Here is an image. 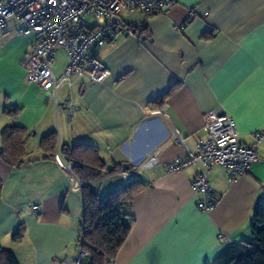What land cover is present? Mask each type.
Masks as SVG:
<instances>
[{"label": "crops", "instance_id": "0c3cea01", "mask_svg": "<svg viewBox=\"0 0 264 264\" xmlns=\"http://www.w3.org/2000/svg\"><path fill=\"white\" fill-rule=\"evenodd\" d=\"M32 46L33 36L20 34L15 19L0 31V132L14 123L27 134L22 165L0 159V244L19 264H61L76 254L82 194L60 151L78 144L94 146L104 163L106 174L89 182L99 196L126 185L121 170L142 182L115 264H208L250 238L253 209L264 203V0H176L154 14L122 13L114 39L98 51L107 69L102 82L77 80L56 100L26 79L23 59ZM65 63L56 66L54 58L53 72L61 74ZM68 97L72 116L64 108ZM6 106L18 109L13 122ZM158 107L163 115L152 113ZM208 111L232 118L241 143H255L257 132L261 139L258 160L234 181L221 165L211 168L207 181L218 201L204 212L191 187L195 166L170 169L184 154L171 127L191 149L206 135ZM53 132L51 154L41 140ZM153 155L156 163L146 165ZM20 224L24 234L12 240Z\"/></svg>", "mask_w": 264, "mask_h": 264}, {"label": "built area", "instance_id": "2783aa9c", "mask_svg": "<svg viewBox=\"0 0 264 264\" xmlns=\"http://www.w3.org/2000/svg\"><path fill=\"white\" fill-rule=\"evenodd\" d=\"M176 3V0H0V31L15 19L19 33L33 36V46L25 54L23 65L28 82L49 91L56 100L59 90L70 87L75 81L101 83L107 69L98 59L100 48L111 42L116 34L121 14L138 9L145 14L162 12ZM190 17L194 16L191 11ZM62 49L66 63L61 74L52 70L55 53ZM69 116L76 107L70 98L64 104ZM153 114L163 115L158 107ZM204 137L196 140L193 148L185 146L180 131L171 127L172 138L184 146V154L170 166L172 170L194 165L196 174L191 187L201 194L198 207L210 211L218 201L208 185V175L214 165H221L229 181L244 175L250 165L258 160L256 143L261 139L255 133V143L245 145L238 140L235 123L226 114L208 111L204 114ZM56 161L63 166L58 154ZM156 163L155 155L150 156L146 165ZM73 163L66 167L71 169ZM120 176L129 183L136 173L121 170ZM73 187L80 188L74 177ZM33 212L39 206L32 205ZM219 237H223L220 234ZM84 228L78 233L76 254L61 261V264H89L88 252L83 248ZM103 264H115L113 258H105Z\"/></svg>", "mask_w": 264, "mask_h": 264}, {"label": "trees", "instance_id": "16d2710c", "mask_svg": "<svg viewBox=\"0 0 264 264\" xmlns=\"http://www.w3.org/2000/svg\"><path fill=\"white\" fill-rule=\"evenodd\" d=\"M162 100L159 105L163 104ZM17 113V107H5L4 115L12 122ZM26 140L27 134L20 126L14 123L4 126L0 132L1 161L14 167L22 165L26 160ZM56 144L54 132L41 140L42 149L51 154ZM60 154L67 164L73 163L71 171L81 186L83 248L89 254L86 260L89 264H103L105 258H114L130 231L132 214L128 206L133 195L142 188V182L133 180L122 188L99 196L89 184L106 174L104 163L99 159L95 147L90 144L64 146ZM250 231L249 239L225 248L208 264H264V203L254 207ZM23 234L24 226L20 224L12 234V240H20ZM0 264H19L14 253L1 244Z\"/></svg>", "mask_w": 264, "mask_h": 264}, {"label": "rangeland", "instance_id": "374dc122", "mask_svg": "<svg viewBox=\"0 0 264 264\" xmlns=\"http://www.w3.org/2000/svg\"><path fill=\"white\" fill-rule=\"evenodd\" d=\"M65 54L62 50H57L56 53H55V64L56 66H58L59 64H63L64 61H65ZM102 196V195H101Z\"/></svg>", "mask_w": 264, "mask_h": 264}, {"label": "water", "instance_id": "95a60500", "mask_svg": "<svg viewBox=\"0 0 264 264\" xmlns=\"http://www.w3.org/2000/svg\"><path fill=\"white\" fill-rule=\"evenodd\" d=\"M134 32V31H133ZM144 38V37H143ZM111 168H110V166L108 167V170H110ZM140 179L143 181V182H145V179H143L142 178V176H140Z\"/></svg>", "mask_w": 264, "mask_h": 264}]
</instances>
